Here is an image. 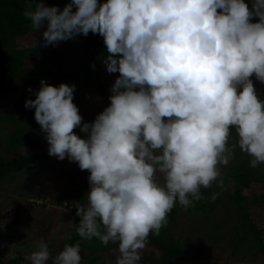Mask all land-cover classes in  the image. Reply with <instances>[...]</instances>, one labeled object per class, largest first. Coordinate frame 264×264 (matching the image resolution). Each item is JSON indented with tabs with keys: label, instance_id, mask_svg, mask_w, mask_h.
I'll return each mask as SVG.
<instances>
[{
	"label": "clouds",
	"instance_id": "9594fccd",
	"mask_svg": "<svg viewBox=\"0 0 264 264\" xmlns=\"http://www.w3.org/2000/svg\"><path fill=\"white\" fill-rule=\"evenodd\" d=\"M25 3L32 29L46 25L39 43L98 33L102 63L119 72L92 122L82 123L75 84L41 79L25 100L48 154L89 170L87 203L69 204L80 217L73 224L83 239L118 242L115 264H140L149 234L159 235L177 202L186 208L201 188L223 183L219 166L237 145L250 167L264 163V100L250 79L264 82V0H70L62 10ZM25 259L81 264V246L65 244L52 258L41 238Z\"/></svg>",
	"mask_w": 264,
	"mask_h": 264
},
{
	"label": "rangeland",
	"instance_id": "374dc122",
	"mask_svg": "<svg viewBox=\"0 0 264 264\" xmlns=\"http://www.w3.org/2000/svg\"><path fill=\"white\" fill-rule=\"evenodd\" d=\"M43 2L46 6L56 5L62 10L69 0ZM45 27L46 25L42 26L37 32L31 27L14 43L15 50L23 51V70L28 71L40 66L48 68L50 75L20 78L6 84L4 88L6 103L0 109V158L48 153V142L45 133L41 131V126H27L28 130L36 133L37 138L33 144L8 150L11 133L20 127V123L14 122L13 119L25 113V100L35 96V92L41 86V79L53 86H58L62 82L76 85L74 93L81 98L77 106L83 117L82 123L92 122L110 103L111 85L119 72H107L101 60L102 53L92 55L94 33L90 31L87 36L79 34L74 39L44 46L39 42L43 40L42 33ZM88 44L92 46L89 47ZM7 50L8 42L3 45L0 90L7 76ZM250 79L257 94L264 96V82L257 80L255 74ZM29 87L33 89L32 92L27 90ZM1 98L0 91V100ZM73 131L81 137L86 135L80 132L79 127ZM237 139V135H230L229 144H236ZM246 155L247 153L241 151L237 145L234 157L229 163L219 166L221 176L218 181L222 180L223 183L214 182L211 187H218L228 194L223 196V202L217 206L214 213L205 214L194 208L189 211V206L181 207L174 229L175 237L186 247L197 248L192 252L190 259L177 260L169 264H264V249L261 248V244L247 239L238 242L240 245L238 249L233 245L237 242L233 227L238 220L239 209L229 195L234 191L236 182L232 168ZM261 168L264 171V166ZM89 175V170L80 169L77 162L69 161L67 157L60 160L51 155L50 158L38 161L1 181L0 264H31L25 256L35 250V242L41 238L48 243L52 256L63 249L64 243L71 244L77 232L73 224H76L75 213L73 208L69 207L70 200L74 199L75 193L81 189L83 204L87 203V194L90 190ZM160 182H163L162 179ZM247 190L248 197L253 199L255 195L264 191V183H255ZM247 205L252 219L263 231L264 245V199L259 204L249 200ZM217 223H220V226H217ZM151 251H155L158 256L161 254L147 244L142 250L140 264H154L149 258ZM81 255V264H115L119 255L118 242L107 244L101 242L94 252L81 248ZM90 258L95 262L92 263Z\"/></svg>",
	"mask_w": 264,
	"mask_h": 264
},
{
	"label": "trees",
	"instance_id": "16d2710c",
	"mask_svg": "<svg viewBox=\"0 0 264 264\" xmlns=\"http://www.w3.org/2000/svg\"><path fill=\"white\" fill-rule=\"evenodd\" d=\"M70 2V0H69ZM26 7L25 0H0V65L3 62V45L8 42L7 50V76L6 81L1 87L2 98L0 100V109L5 106V94L4 88L6 84L12 83L13 81L20 78H35L45 75H50L48 68H42L38 66L36 69L25 71L22 69L24 63V55H22V50H15L13 48L14 43L17 38L24 36L31 29V22L29 19L25 18L23 11ZM258 17H253L252 22H257ZM93 56H97L102 53L103 57L106 53V45L104 44L103 37L95 33L93 34ZM88 44L89 47L92 46ZM119 55V54H117ZM101 57V60L103 59ZM104 65V64H103ZM105 66V65H104ZM258 97L264 100V96L257 94ZM29 99H35V96ZM73 102L78 105L81 102V98L78 94L74 93ZM25 113L15 117L13 120L16 123H20V127L11 133L8 141V150L13 149L21 145H30L36 141V133L27 129V126L38 127L39 123L34 117V108H26L24 106ZM1 119V118H0ZM10 119V118H9ZM11 120V119H10ZM231 135H236L235 130L231 131ZM239 152V151H238ZM240 153V152H239ZM51 155L48 153L32 154V155H21L14 158H0V182L5 180L8 176L15 172L24 170L26 167L35 164L38 161L46 160L50 158ZM251 157L248 154L241 159L232 168V172L235 176V188L234 191L229 194L231 200L235 203L239 209L238 220L236 221L233 229L234 236L237 238V242L233 243L234 248H240L239 241L249 240L254 243H259L263 245L262 229L259 225L252 219L251 213L247 208V201L254 200L258 204L264 199V191L258 195H255L253 199L248 197L247 189L255 183H264V163L259 164L257 167H250L249 161ZM81 189L75 193L74 199L70 201H80L83 204V197L81 194ZM202 196L199 200L193 201L189 206V211L194 208L200 213L212 214L216 210L217 206L223 202V196L226 191H222L218 187L203 188L201 189ZM213 193H218L215 199H212ZM68 194V192H67ZM69 199V197H68ZM181 205L177 202L173 209L168 213V223L163 226L160 230L159 235L153 233L149 234L148 241L150 247L157 249L161 254L158 256L155 251H151L149 258L154 264H169L177 260H186L191 258L192 252L197 248V246H185L182 244L174 234V229L177 226L178 213L181 210ZM75 213V222L79 223L80 217L76 215L75 207H72ZM220 226V223H217ZM79 242L81 248H85L94 252L97 245L101 244L98 238H93L91 240H86L81 238L78 233L73 237V242L75 244ZM65 245V243L63 244ZM56 255H53L54 258ZM99 258V256H96ZM93 263L95 260L90 258ZM51 264V259L49 261Z\"/></svg>",
	"mask_w": 264,
	"mask_h": 264
}]
</instances>
